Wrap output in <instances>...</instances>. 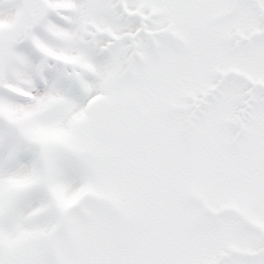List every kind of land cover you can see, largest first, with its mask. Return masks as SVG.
Instances as JSON below:
<instances>
[{
	"label": "snow or ice",
	"instance_id": "snow-or-ice-1",
	"mask_svg": "<svg viewBox=\"0 0 264 264\" xmlns=\"http://www.w3.org/2000/svg\"><path fill=\"white\" fill-rule=\"evenodd\" d=\"M0 264H264V0H0Z\"/></svg>",
	"mask_w": 264,
	"mask_h": 264
}]
</instances>
